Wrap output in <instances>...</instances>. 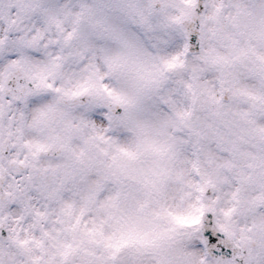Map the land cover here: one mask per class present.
<instances>
[{
    "label": "clouds",
    "instance_id": "clouds-1",
    "mask_svg": "<svg viewBox=\"0 0 264 264\" xmlns=\"http://www.w3.org/2000/svg\"><path fill=\"white\" fill-rule=\"evenodd\" d=\"M0 264H264V0H0Z\"/></svg>",
    "mask_w": 264,
    "mask_h": 264
}]
</instances>
